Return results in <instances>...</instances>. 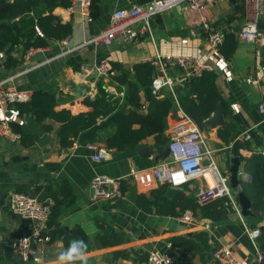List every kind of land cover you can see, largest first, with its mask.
Returning <instances> with one entry per match:
<instances>
[{"label": "crops", "instance_id": "0c3cea01", "mask_svg": "<svg viewBox=\"0 0 264 264\" xmlns=\"http://www.w3.org/2000/svg\"><path fill=\"white\" fill-rule=\"evenodd\" d=\"M138 1L101 0V14L98 18L82 15L77 3H71L67 8L57 7L54 13L63 22L72 24V33L64 39H51L47 46L37 47L32 53H28L22 44L17 45L11 53L17 63L10 66L6 65V50H0V82L9 80L10 84L32 91L48 90L57 96V109L67 108L78 114L89 110V106L84 103L85 97H94L96 94L97 82L101 76L92 75L100 61L108 60L111 66L115 63L129 69L136 63L149 62L158 53L189 56L219 71L217 84L224 105L226 103L225 113L227 109L230 111L228 115L224 113L226 123L233 120L243 128L240 139L249 135L247 140L250 146L241 149L242 156L250 158L257 154L264 155V111L260 110V105H264V17L259 23L258 39H238L239 44L230 59H225L208 41L203 23L205 19L224 34H236L243 24L242 0H215L201 11L187 10L180 4L165 14L152 18V37L148 33L139 34L138 30L143 22H138L130 28L128 40H115L110 46L95 41L109 25L111 16L117 9L130 8L139 4ZM174 9L178 10L177 15L171 14ZM231 16L234 18H230ZM156 67L158 73L162 74L161 69ZM120 73L118 67H112V75ZM167 75L174 83H180V73L176 67L170 66ZM247 78L253 81L248 82ZM104 82L109 90L124 91V96L119 98L123 104L126 87H118L110 76ZM164 90L174 91L163 88L160 97L165 95ZM143 109L146 111L147 105ZM182 112L184 111L178 108L169 114L165 131L169 138ZM3 121L9 125L12 121L19 123L25 133L37 136V143L27 147L20 139L10 140L0 135V264H21L18 260L5 256L4 243L19 235H31L34 230L32 222L20 219L10 211L8 202L11 192L26 191L42 199H55L61 195V183L64 180H68L73 186L76 203L74 209L63 208L59 221L68 229L81 225L87 232L90 245L86 249L87 264H149L147 255L154 249L171 252V255L178 258V264H226L214 256L215 251L224 246H228L242 264H258L257 249L264 251V195L249 196L251 214L242 213L237 194L243 189V184L251 182L255 176L254 172L246 170L245 159H240V183L230 181L235 201L228 197L216 198L222 201V207L226 211L223 218L213 221L202 217L200 209H197L195 213L198 222L191 225L180 219L184 212L180 213V208H177L180 214L163 215L158 214L155 207L152 212H147L136 203L138 194L144 193L150 197L151 191L162 184L153 177L142 183L131 176V169H148L152 173L150 168L168 160L169 154L156 163L154 159L158 151L150 157H142L137 148L117 152L108 149L104 142L94 143L96 147L76 143L65 148L59 143V122L51 118L45 120L43 124L52 126L50 131H46L31 113L20 115L15 105L0 108V123ZM224 125L209 129L206 136L209 147L216 152L223 173L231 179L229 169L236 155L230 153L232 145L223 142L218 136L219 128ZM155 142V137L150 136L141 144L155 147ZM101 148H107L110 155L96 162L93 156ZM139 159L141 162L148 159L152 166L140 168L137 164ZM98 174L126 181L129 187L124 196L94 202L91 181ZM204 184L202 178H194L178 188L187 196L196 197ZM236 206H240L241 215ZM247 228L248 231L260 228L261 233L255 239L257 247L247 233ZM202 230L207 231L210 243L215 248L210 256L203 258L199 252L169 246L173 236L193 237ZM47 231L48 229L45 232ZM105 233L109 238L118 235L125 240L116 245L104 246L97 236ZM45 235L40 238L31 237L33 253L28 260L23 259V264H58V257L69 248L61 240H49V233ZM116 250H124L129 253V257L116 256ZM75 264L83 262L77 260Z\"/></svg>", "mask_w": 264, "mask_h": 264}, {"label": "trees", "instance_id": "16d2710c", "mask_svg": "<svg viewBox=\"0 0 264 264\" xmlns=\"http://www.w3.org/2000/svg\"><path fill=\"white\" fill-rule=\"evenodd\" d=\"M150 0H139L138 3H146ZM101 0H91L90 16L98 18L101 14ZM71 0H0V50H6L8 57L6 65L17 63L12 56L14 48L22 44L25 50L30 48L45 47L51 39H64L72 33V24L63 22L62 18L55 14L57 7H69ZM234 18V16L230 17ZM232 20V19H230ZM207 32V31H206ZM205 35V34H204ZM208 35V34H207ZM225 39L219 47V52L230 59L239 44L234 32H225ZM121 70L120 74H111L110 77L118 87L125 86L124 103L119 100L111 101L109 91L101 77L97 82L94 97L87 96L84 103L89 110L74 114L70 109H57V96L48 90H34L30 101L15 104L20 115L31 113L36 122L43 124L51 118L60 123L58 130L59 143L67 148L74 144L88 146L90 144L104 142L108 149L120 152L136 149L150 136L155 137L157 151L163 152L170 142L166 135L169 114L181 108L191 117L202 130L209 131L202 123L211 118L219 103L224 102L217 84L218 73L215 69H207L201 75L188 76L185 70L176 65L180 73L181 81L174 91H165L163 97H156L151 93L152 83L158 73L157 67L150 62H140L126 69L119 64L112 66ZM78 69L77 66H75ZM147 102L144 111L143 104ZM226 105V103H225ZM225 114H230L227 109ZM13 131L20 135V141L24 146H33L37 143V136L27 134L22 126L12 121ZM46 131H50V124H43ZM243 128L231 120L218 130V136L223 142L231 144V152L240 159H245L246 170L254 172L251 182L243 184L242 191L249 196L264 195V155L257 154L250 158H244L241 149L249 148V141L244 137L240 139ZM140 168L152 166V162L144 159L137 160ZM122 190L125 193L129 184L121 180ZM168 185L164 184L151 191V196L144 193L136 196V203L147 212H152L154 207L158 214L177 215L187 209L196 212L200 209L202 217L213 221H219L226 214L220 199H214L206 203H200L197 196H187L179 191L174 196L166 193ZM251 200V199H250ZM52 213L48 221L49 240H61L69 248L74 240H82L90 248L89 236L81 225L71 229L63 226L59 218L64 207H75L74 189L68 180L61 183V195L54 199ZM180 208V213L177 212ZM102 245H116L124 242L125 238L115 236L109 238L107 234H98ZM172 246L187 251L199 252L202 257L210 256L215 248L210 243L207 231H198L195 236H173L170 239ZM116 256L129 257L124 250H116Z\"/></svg>", "mask_w": 264, "mask_h": 264}, {"label": "built area", "instance_id": "2783aa9c", "mask_svg": "<svg viewBox=\"0 0 264 264\" xmlns=\"http://www.w3.org/2000/svg\"><path fill=\"white\" fill-rule=\"evenodd\" d=\"M215 0H150L146 3L135 4L130 8L117 9L111 16L109 25L101 31L95 41H101L106 46H110L115 40H128L130 28L138 22L143 25L138 30L140 35L151 34V21L155 16L162 14L177 5H184L185 9L190 11H201ZM244 7L243 24L236 32L238 39L243 41H256L259 36V23L264 17V0H242ZM71 3H77L80 6L81 14L90 17L91 0H71ZM203 29L207 31L208 41L213 47L219 50L224 42L225 35L216 25L210 24L204 19ZM65 42V41H64ZM36 48L28 49L32 53ZM149 62L158 66L162 74L155 76L151 93L160 97L162 90L169 85L173 90V80L167 75L170 66L182 67L188 76L201 75L204 70L213 69L210 65L202 63L189 56H167L158 53ZM99 76L106 78L111 73V63L108 60L100 61L96 64ZM252 82L251 78H247ZM109 99L111 101L119 100L124 96V91L109 90ZM33 91L10 84L9 80L0 82V108L6 109L17 103H26L30 101ZM120 102V100H119ZM147 102H144L145 108ZM260 110L264 111V105H260ZM0 135L10 140L20 139V135L15 133L8 122L0 123ZM245 139L249 135L244 136ZM91 147H96L90 144ZM169 159L154 166L152 173L146 170L131 169V176H134L142 183H146L153 177L160 184H167L170 187H181L194 178H202L204 185L197 192V198L200 203H206L219 197H228L235 201V196L230 187V178L224 174L218 166L216 152L209 147L206 132L185 112L177 120L171 132L170 142L168 144ZM110 155L107 148L99 149L93 156L94 161L100 162ZM187 165V167H186ZM92 198L94 202L104 200H114L122 198L124 192L120 178H113L107 175H95L91 181ZM53 198L42 199L36 194L26 191L15 190L9 196V209L20 219H31L34 230L31 235L22 237L18 244H15V251L19 253L24 260H28L33 253L31 237H42L48 229V221L54 205ZM241 215L240 206H236ZM242 218V216H241ZM180 219L187 224H196L198 216L191 210H185ZM253 244L256 246L255 239L260 235V228H254L248 231ZM171 247L172 244L169 243ZM259 262L264 264V251L257 249ZM214 256L221 259L226 264H242L238 261L228 246L220 247L214 253ZM149 264H178V258L175 255L168 254L159 250H152L147 255Z\"/></svg>", "mask_w": 264, "mask_h": 264}, {"label": "water", "instance_id": "95a60500", "mask_svg": "<svg viewBox=\"0 0 264 264\" xmlns=\"http://www.w3.org/2000/svg\"><path fill=\"white\" fill-rule=\"evenodd\" d=\"M217 72H219L218 70H216ZM99 73L97 70H95L94 74L92 75V77H98ZM179 86V84H172L173 89H176ZM166 90H170V86L166 85L164 87ZM224 113H225V105L223 102L219 103L215 112L213 113L212 117L210 119H207L206 121H204L202 123V126L208 129H215L217 128L219 125H224L226 124V120L224 117ZM137 151L138 153L142 156V157H150L151 154H153L154 152H156V148L154 146L151 145H145V144H141L137 147ZM169 154V150L168 148H166L163 152H160L156 155L155 157V162L159 163L162 159H164L167 155ZM240 164H241V160L239 156H235L232 159V164L230 166V173H231V179L230 181L234 184H239L241 179L239 178V168H240ZM179 191V188H173L168 186L166 189V193L169 196H174L177 192ZM237 198L241 204L242 207V213L244 215H250L251 211H250V207H251V200L250 198L245 194L244 191H239V193L237 194ZM28 220L27 222H32L31 219H26ZM26 235H19L17 237H13L11 239H9L8 241H5L4 243V251H5V256L7 258H13L18 260L21 264L24 263L23 257L19 254L16 253L14 251V247L15 244H18L20 239L22 237H24ZM169 254H171V252L168 251Z\"/></svg>", "mask_w": 264, "mask_h": 264}, {"label": "clouds", "instance_id": "9594fccd", "mask_svg": "<svg viewBox=\"0 0 264 264\" xmlns=\"http://www.w3.org/2000/svg\"><path fill=\"white\" fill-rule=\"evenodd\" d=\"M187 167V165H186ZM87 245L82 240H74L66 251L58 257V264H75V261H82L83 264H87V255H86Z\"/></svg>", "mask_w": 264, "mask_h": 264}, {"label": "rangeland", "instance_id": "374dc122", "mask_svg": "<svg viewBox=\"0 0 264 264\" xmlns=\"http://www.w3.org/2000/svg\"><path fill=\"white\" fill-rule=\"evenodd\" d=\"M166 12H167V11H166ZM166 12H164V13H162V14H165ZM171 14H172V15H177V14H178V10L174 9L173 12H172ZM172 15H170V16H172ZM218 166H219L220 170L222 171L223 169H222L221 164H220V165L218 164ZM230 187H231V185H230Z\"/></svg>", "mask_w": 264, "mask_h": 264}]
</instances>
